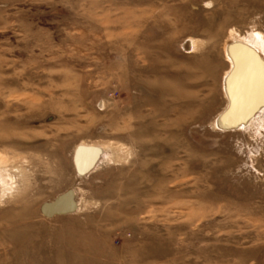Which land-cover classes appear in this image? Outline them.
I'll return each mask as SVG.
<instances>
[{
    "label": "rangeland",
    "instance_id": "374dc122",
    "mask_svg": "<svg viewBox=\"0 0 264 264\" xmlns=\"http://www.w3.org/2000/svg\"><path fill=\"white\" fill-rule=\"evenodd\" d=\"M231 40L264 60V0H0V264H264L254 61L213 125Z\"/></svg>",
    "mask_w": 264,
    "mask_h": 264
},
{
    "label": "water",
    "instance_id": "95a60500",
    "mask_svg": "<svg viewBox=\"0 0 264 264\" xmlns=\"http://www.w3.org/2000/svg\"><path fill=\"white\" fill-rule=\"evenodd\" d=\"M238 51H244V52H248L249 54H251L253 57H255L257 59V61L261 62L263 67H264V60L262 59L261 55H259L257 53V51L253 48V47H249L243 43H240L238 41H234L231 40L230 42H228L226 44L225 47V55L226 58L229 62V68H228V73L224 75V92L227 98V105L224 108V110L219 113L216 118L213 121V125L216 129L221 130V131H231V130H238V129H243L245 128L246 125H248V119L251 117V114H253L255 111H257L258 106H255V108L249 112L248 116L244 117V119H239L235 122L232 123H227L226 124H221V122L225 121L224 119H226V117H228L229 115V110H230V106H231V99H230V95L228 93L227 90V85H228V79H229V74L231 75L234 71L233 69V63L231 60H229V58L227 57L228 53H230L231 55L235 54V52ZM216 120L218 121V123L220 122L221 125L220 127H216L215 126V122ZM225 123V122H224ZM94 156L89 160L88 163H86L83 166H80L78 163V158L79 155L82 151H86V149H84V147L82 145H78L75 150H74V154H73V163H74V167H75V171L79 176H83L86 175L87 173H89L90 171H92L94 169V167L96 166V162L98 161V159L100 158L101 155V149L99 147H94ZM100 153V155H99ZM69 200L70 204L67 207H63L62 202H64V200ZM74 209V202L72 200V193L71 191H67L66 193L58 196L55 200H53L50 203H45L42 207V211L44 214L46 215H53V214H61V213H68L73 211Z\"/></svg>",
    "mask_w": 264,
    "mask_h": 264
},
{
    "label": "bare ground",
    "instance_id": "6f19581e",
    "mask_svg": "<svg viewBox=\"0 0 264 264\" xmlns=\"http://www.w3.org/2000/svg\"><path fill=\"white\" fill-rule=\"evenodd\" d=\"M248 46L253 47V46H250L249 44H248ZM229 60L232 61L233 69L235 72H233L231 75H229L230 77L228 79L227 90H228V93L230 95L231 106H230L228 117H226V119H224L225 123L223 121L221 122V124H226V125H227V123H232V122L239 120L238 117H242L245 113L243 111L246 110V107L245 106L243 107V100L244 99L242 100V97H243L242 92L239 91V87H238L239 81L236 78L241 74L237 71L238 68H240L241 64H244L245 66H247V64H250V63H252V61H254L256 66H259L261 68V70H262V71H260L261 74H264V67H263L262 63L257 61V59L255 57H253L251 54H248L244 51H241L240 53L235 52V54H233V55L230 54ZM221 124H220V122L218 123V121L216 120V126H218V127L223 126ZM1 183L4 184V182H1ZM0 186H2V185H0ZM0 192H1V188H0Z\"/></svg>",
    "mask_w": 264,
    "mask_h": 264
}]
</instances>
